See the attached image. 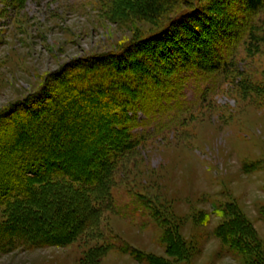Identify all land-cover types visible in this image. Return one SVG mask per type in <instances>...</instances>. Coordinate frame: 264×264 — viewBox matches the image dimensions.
<instances>
[{
    "label": "rangeland",
    "instance_id": "374dc122",
    "mask_svg": "<svg viewBox=\"0 0 264 264\" xmlns=\"http://www.w3.org/2000/svg\"><path fill=\"white\" fill-rule=\"evenodd\" d=\"M143 2L0 0V162L10 154L16 161L13 172L31 180L28 189L36 193L38 201L21 199L23 213L38 214L36 209L44 200L39 195L46 186L37 180L41 176L34 175L41 171L36 164L13 155L15 148L8 141L21 138L22 147L25 137L34 132L29 142L36 147L39 136L47 134L48 124H43L53 105L62 102L71 83L81 78L80 69L122 68L121 77L112 72L105 75L111 81L125 80L117 93L134 98L129 86L124 87L134 82L140 87L136 96L151 101V114L139 113L131 127L141 144L116 167L111 201H106L96 225L74 240L61 220L48 228L36 224L34 229L40 232L43 228V234L33 235L24 226L14 238L0 240V264H152V258L171 264H245L228 253L214 234L225 219L213 213L227 205L251 222L264 247V47L251 48L246 35L256 34L254 29L264 23V8L253 14L246 0H198L199 10L192 22L203 31L206 26L207 45L214 46L213 55L220 53L215 57L218 60L213 57L215 63L226 64L230 73L207 75L193 61L191 71L171 73L169 82L183 87L176 85L159 93L147 81L142 83L146 79L139 84L137 71H129L144 59L151 63L150 53L156 59L168 52L143 44L149 41H145L147 36L167 26L161 37L168 36L169 43L162 48L170 46L176 51L183 47L190 54L203 45L190 40L185 22L170 24L189 8L185 1L161 2V14L154 19L139 13ZM114 57L118 62L107 65L105 61ZM110 91L103 94L113 96L115 91ZM89 101L81 99L76 104L79 111L68 114L93 113L104 105L89 106ZM96 131L70 127L47 137L55 148L52 154L58 143L74 140L75 147H62L55 162L82 166V159L95 150L82 142L95 139ZM3 181L11 182L9 177ZM68 183L80 189V184ZM9 199L0 197L2 227L12 220ZM154 212L177 226L186 246L183 260L167 252L165 229L152 218ZM12 240L5 250V242Z\"/></svg>",
    "mask_w": 264,
    "mask_h": 264
},
{
    "label": "trees",
    "instance_id": "16d2710c",
    "mask_svg": "<svg viewBox=\"0 0 264 264\" xmlns=\"http://www.w3.org/2000/svg\"><path fill=\"white\" fill-rule=\"evenodd\" d=\"M23 1L24 0H16L18 3H22ZM169 1L171 0H144L138 8L139 13L154 19L159 16V13L161 14V2ZM181 1H185V5L187 4L189 8L182 11L180 15H176L170 24L180 20L183 23L185 22V30L187 32L190 30L191 32V34L189 32L190 40H195L196 44H202L203 49H198L193 52L191 51L190 54L188 51L187 54L186 50L183 51L185 49L183 47L177 48L176 51H171L170 46L168 48H162V46H166V44L169 43L166 41L168 36L161 37L162 33L168 28L165 26V28L159 32H154L152 35L147 36L145 41H149L143 43L147 45L152 44V46L159 51L167 49L166 51L168 52H166L165 56L163 55L162 58L159 57L153 59V56H151L152 54L150 53L148 58H152L151 63L144 59V62H139V65H135L129 70H132V72L133 70L138 72L136 76L140 79L139 84L143 79H146L142 83L144 84V82L147 81V86L153 87L159 93H166V91L176 85H178L177 88L183 87L176 82L171 84L169 81L173 79L172 74L177 71H183L185 69L191 71L190 64H192L193 61H195L194 67L197 70L203 71L207 75H213L216 73L224 76L227 75L228 72L226 64L215 63V60L213 59V57H218L220 53L218 55H213L214 46L207 45L209 39L206 37L208 32L206 26L202 25L205 28L203 31L199 26L200 24L197 25V22H192L194 17L197 16L196 13L199 10L198 0ZM246 3L248 11L253 14H258L260 11H263L264 0H246ZM186 18L191 19L189 20ZM254 30H256V34H251V32L246 34L248 37L247 43H252L249 46H252L251 48L254 49H259L260 46L264 47V23ZM227 33L228 32L226 31L225 34ZM152 38L155 39L150 40ZM172 42L174 43L172 46L176 47L177 43L173 40ZM221 53L224 52L222 51ZM183 54H185V56H183ZM215 59L218 60L217 58ZM172 61H174L176 67L173 65L174 63ZM105 62L107 65L117 63L118 58L114 57L112 61L108 62L106 60ZM86 69L88 68L85 66L80 69L82 71L80 73L82 75L81 78L75 80V83H71V88L68 89L69 93L64 100L62 102L60 101V103L56 101L55 106L53 105L54 108L51 109V114L48 116L49 118L47 117V123L45 122L43 124H48V131L50 132L46 131L47 134L44 137L39 136L36 147L33 145L34 142H29V140L34 137V132H31V134L29 133V137H25V140L29 143L24 141L25 144L22 147L21 145L23 143L22 141H19L21 138L8 141L15 148L14 150L16 152L13 153V155L18 154L24 159L28 158L27 161L36 164L37 170H41L39 173L34 171V175L41 176L37 177V180L39 183H43L44 186H46V189L41 191L39 195L41 198H44V200L39 202L41 205L36 209V213L38 214L29 216L27 212L23 213L19 207L21 205V199H24V201H38L36 193L33 190L28 189V184L31 180L25 177L21 178L13 172L11 166H14L15 163L13 164L14 159L12 160L8 157L10 155L9 153V155L1 159L0 168L3 167L1 169L3 171L0 172V197L10 198L9 201L13 204L11 205L12 208H10V213H12L10 214V217L12 220L9 221L8 225L4 227L0 226V240L6 236L9 237V239L14 238V236L19 235V233L22 232L24 226L33 235L39 233L43 234L42 229L53 225L55 220H61V223L66 226V229L70 230L69 236L70 238H73V240L74 236L76 237L81 232L93 228L98 221L100 213L103 211L106 201L109 199L111 201L113 174L116 167L122 162V160L127 158L138 147V145L141 144V139H137L134 136L131 127L136 123L139 113H144L146 116L151 114V101L143 102L141 97L136 96L137 90L140 87L138 88L134 82L130 85L128 83L124 86H129L131 92L135 94L134 98L129 99V97H126V94H123L122 96V94L117 93V87L122 86L120 82H125V80L120 79L119 81H111L113 80L112 77H106L105 75L106 72H112L121 77L122 74L120 75V72H122V68H116L115 65H111L107 71H98L94 68H90V71H87ZM161 74L163 75L161 76ZM129 77L137 79V77H131V75ZM165 77L168 79L167 82ZM113 87L114 90H112ZM110 89V92L112 93L115 91L113 96L110 94H103ZM146 93L148 95V92ZM164 95L157 98L158 101ZM83 98L90 100L89 106H94L99 103H103L104 105L100 108L97 107L99 109L93 113L87 112L69 115V111H79L76 110V104H78ZM154 102L157 103L156 99ZM89 123L90 126H88ZM95 123L96 125L100 124V126L94 128ZM33 127L35 126L33 125ZM70 127L75 129L81 128L82 130L90 129L92 131L94 129L95 131L96 129H99V131H96L98 132V135L95 139H89L82 142L85 148H88V146H94L95 149H92L91 153H89L85 159H82V163L84 162L82 166L76 167L72 164L62 165V163L59 164L55 162V159H57L55 156L62 147H75L73 143L74 140L71 139L63 141V143H58V150L53 154L52 152L55 148L52 146V143H49V141L47 142L46 140L49 136L53 137L58 130H64L65 128ZM18 147H21L22 150ZM8 151L9 150H7V152ZM18 155L15 157H18ZM7 161L11 162L10 166L5 165ZM52 162H54V165H52ZM92 165H95V168H93ZM44 176H46V178ZM7 177L10 178L11 182L6 183L3 181ZM64 179L66 182H63ZM68 182L80 184V189H74L73 185H70ZM20 187L22 189H20ZM48 188H53L54 191ZM8 194L10 195L7 196ZM53 195L55 196L54 198ZM106 205L109 208L111 207L110 204ZM151 215L158 225L165 229L163 238L167 245V252L170 255H175L179 260H183L186 251L184 249L186 246L183 244V240L177 231V226H174L172 222H169L164 216L158 213L154 212ZM213 215L219 219H225V222L217 227L214 234L223 242V245L227 247L228 253H232L235 257L242 259L245 264H264V247L258 240L251 222H249L240 211L234 209L233 205H227L225 208L220 207L216 209ZM262 217H264V214H262ZM36 224L43 227L40 232H37L38 230L34 229ZM17 227H20L21 229L19 228L18 230ZM14 241L15 240L5 242V250L9 249L10 242L14 243ZM181 256L182 258H180ZM149 260L152 261V264H171L160 260L157 261L153 258Z\"/></svg>",
    "mask_w": 264,
    "mask_h": 264
}]
</instances>
